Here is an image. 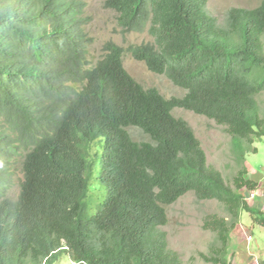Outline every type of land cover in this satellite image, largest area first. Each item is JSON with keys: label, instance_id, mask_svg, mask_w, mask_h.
I'll list each match as a JSON object with an SVG mask.
<instances>
[{"label": "trees", "instance_id": "16d2710c", "mask_svg": "<svg viewBox=\"0 0 264 264\" xmlns=\"http://www.w3.org/2000/svg\"><path fill=\"white\" fill-rule=\"evenodd\" d=\"M206 0H105L123 32L151 41L128 49L148 71L185 91L166 99L124 68L112 42L90 60L83 0H0V264H182L159 228L188 192L216 200L213 264L225 259L240 212L264 228V211L207 163L183 109L224 126L236 143L264 137V0L231 8L225 26ZM129 128L150 141H133ZM255 151V150H254ZM20 173L18 193L11 196Z\"/></svg>", "mask_w": 264, "mask_h": 264}, {"label": "rangeland", "instance_id": "374dc122", "mask_svg": "<svg viewBox=\"0 0 264 264\" xmlns=\"http://www.w3.org/2000/svg\"><path fill=\"white\" fill-rule=\"evenodd\" d=\"M105 0H83L86 4L85 14L90 18L86 31L92 38L89 48L90 60L96 62L103 57V46L112 42L124 51L122 62L125 70L145 89H156L163 97L181 98L185 91L175 87L164 75L151 73L145 64L136 61L128 49L151 41L147 31L142 33L123 32L116 23L117 15L104 7ZM262 0H206V12L216 19L218 26H225L227 13L231 8L253 9ZM264 46V36H263ZM259 116L264 118V93L255 97ZM175 118L183 119L192 128L201 143L209 165L221 173L226 183L232 187L233 178L238 171L246 170L244 178L252 180L248 170L264 175V137L234 142L224 126L213 120L183 109H174ZM135 142H147L149 138L141 130L129 128ZM255 150V151H254ZM251 174V172H250ZM20 173L15 179V186L10 195L18 193ZM257 188L259 187L258 181ZM251 191L241 190L249 206L264 211V193L257 199H249ZM259 193V192H258ZM260 195V194H259ZM167 224L159 229L165 233L168 248L177 253L182 264H213L206 262L203 256H212V248L218 247L216 234L203 229V220L209 215H216L230 220L225 206L216 200H198L188 192L175 203L166 208ZM250 238V239H248ZM225 259L231 264H264V228L253 223L252 217L242 211L230 233L229 247ZM57 264H71L63 256Z\"/></svg>", "mask_w": 264, "mask_h": 264}, {"label": "crops", "instance_id": "0c3cea01", "mask_svg": "<svg viewBox=\"0 0 264 264\" xmlns=\"http://www.w3.org/2000/svg\"><path fill=\"white\" fill-rule=\"evenodd\" d=\"M248 175L252 177V180L258 181L259 187L256 190L257 194L259 195L261 193H264V175L256 173L253 170H248Z\"/></svg>", "mask_w": 264, "mask_h": 264}, {"label": "built area", "instance_id": "2783aa9c", "mask_svg": "<svg viewBox=\"0 0 264 264\" xmlns=\"http://www.w3.org/2000/svg\"><path fill=\"white\" fill-rule=\"evenodd\" d=\"M249 194H250L249 199H251V200L257 199L258 197L263 195V194L258 195L256 191H251ZM245 200L250 201L247 198H245ZM248 239H250V238H248ZM73 264H75V263H73Z\"/></svg>", "mask_w": 264, "mask_h": 264}, {"label": "clouds", "instance_id": "9594fccd", "mask_svg": "<svg viewBox=\"0 0 264 264\" xmlns=\"http://www.w3.org/2000/svg\"><path fill=\"white\" fill-rule=\"evenodd\" d=\"M71 264H73V262H72ZM75 264H76V263H75Z\"/></svg>", "mask_w": 264, "mask_h": 264}]
</instances>
